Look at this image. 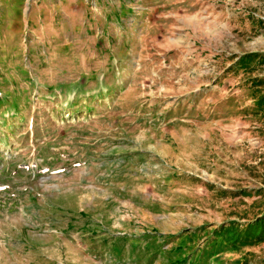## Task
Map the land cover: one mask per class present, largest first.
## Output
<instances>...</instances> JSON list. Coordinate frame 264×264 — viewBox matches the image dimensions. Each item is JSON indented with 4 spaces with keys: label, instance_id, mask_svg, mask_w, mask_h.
Segmentation results:
<instances>
[{
    "label": "rangeland",
    "instance_id": "1",
    "mask_svg": "<svg viewBox=\"0 0 264 264\" xmlns=\"http://www.w3.org/2000/svg\"><path fill=\"white\" fill-rule=\"evenodd\" d=\"M0 264H264V0H0Z\"/></svg>",
    "mask_w": 264,
    "mask_h": 264
}]
</instances>
